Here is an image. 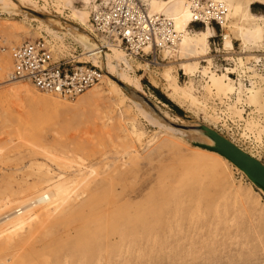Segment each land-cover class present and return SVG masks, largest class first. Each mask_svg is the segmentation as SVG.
I'll return each mask as SVG.
<instances>
[{
  "label": "rangeland",
  "instance_id": "rangeland-1",
  "mask_svg": "<svg viewBox=\"0 0 264 264\" xmlns=\"http://www.w3.org/2000/svg\"><path fill=\"white\" fill-rule=\"evenodd\" d=\"M49 8L56 9L51 5ZM250 9L259 20L264 19V2L254 1ZM57 14L70 19L68 9ZM7 16L10 15L0 10V17ZM14 16L38 27L37 39L41 35L52 37L44 27H39L37 20L21 14ZM210 21L214 33L200 65H206L210 59L212 70L218 75L230 68L227 75L233 89L226 94L216 93L215 89L208 93L200 71L189 78L178 70L180 83L190 85L191 79L193 92L206 111L179 105L161 85L152 83L146 70L136 67L130 73L139 76L141 88L136 90L137 96L124 90L123 97L122 92L101 83L106 91L95 102L85 98L90 90L75 100L52 96L47 100L50 103L36 104L28 99L18 102L6 97L5 83L0 84V204L6 200L5 196L12 199L5 209L17 204L13 200L16 196L34 194L33 186L39 183L35 163L44 162L53 171H62L67 176L73 174V168L60 169L57 161L47 158L43 146L79 154L96 169L88 176L87 188L79 190L85 189L83 197H89L96 180L107 172L114 176L98 193L96 205L98 209L109 208V214L114 212V218L110 219L113 221L107 224L100 221L99 227L91 219L84 229V223L77 217L56 225L54 233L35 232L24 248L29 257L23 264H264V192L233 163L224 167L229 174L227 184L211 163L194 158L198 142L214 143L202 129V125H207L246 152H256L255 156L264 162V102L260 107L246 100L253 83L257 85L264 80V31L260 44L243 46L235 37L232 48L224 50L221 21L218 16ZM4 26L5 21L0 19V30ZM203 26L202 18L191 23L197 30ZM20 35L23 41L36 39L26 32ZM12 41L13 46L0 41V52L8 56L12 47L23 42L16 38ZM153 55V51L148 52L137 58V63L146 59L155 66L151 62ZM157 57L159 62L168 61L162 59L160 48ZM239 58L245 62L242 68L236 65ZM30 87L37 96L46 95ZM153 88L182 112L159 99ZM54 101L59 105L53 104ZM124 103L129 106L122 120L117 110ZM230 106L240 111L241 117L229 115ZM211 114L219 116V120H212ZM249 119H254L262 129L260 147L254 146L251 136L242 137ZM133 126L143 131L140 139L131 137ZM168 138H182L184 142L176 145L169 143ZM129 142L136 149L132 154H127L128 148H124ZM85 213L92 216L93 205L86 207ZM54 217L51 221L56 220ZM120 232L124 233L121 237ZM110 238L112 243H108ZM9 255L8 250L0 252V257Z\"/></svg>",
  "mask_w": 264,
  "mask_h": 264
},
{
  "label": "bare ground",
  "instance_id": "bare-ground-1",
  "mask_svg": "<svg viewBox=\"0 0 264 264\" xmlns=\"http://www.w3.org/2000/svg\"><path fill=\"white\" fill-rule=\"evenodd\" d=\"M134 1L137 3L142 1L143 4L139 8L141 15L137 20L136 32L141 35V38L143 34L147 38V35L151 33L148 42L142 47L144 52L148 53L160 48L162 59H168V61L159 62L156 55L152 61L155 66H151L150 61L146 59H144L143 63H137L139 62L137 59L139 57L132 56L117 44L108 42L107 48L102 54L96 56V59L100 61L103 73L100 80L87 89L90 90L86 95L87 97H85L87 100L95 102L103 96L106 90L102 87L101 83L109 86L111 90L122 92L123 97L126 96L124 90L127 88L125 86L132 88L134 91L139 90L141 88L139 76L133 77L130 71L142 68L148 72V77L152 83L156 86L161 85L166 90L168 96L179 103V105H186L191 109L202 108L206 111V106L202 105V101L193 92L191 79L189 81L190 85L188 83H180L178 70H183V73L189 76V78L194 73L200 71L201 76L206 79L205 89L208 93H211L215 89L216 93L226 94L227 91L233 89V85L227 75L230 68H226L223 74L218 75L212 70V61L210 59L207 60L206 65H200V58L208 52L210 48L209 39L214 33L210 18L218 16L221 21L224 29L222 38L224 50L232 48L235 37L241 41L243 46L260 44L263 39L264 19L259 20L260 18H257L251 12L250 7L254 1L264 2V0H102V2L99 0H44L43 3H40V0H0V10L10 15L0 17V19L5 21L6 25L0 30V41L9 42L13 46L14 42L12 39L16 38L18 42L24 40L20 35L22 32L29 33L33 39L40 35L38 27H34L23 19H18L14 16L21 14L25 18L37 20L40 23L39 27H44L47 33L56 41H60L58 44L56 42V47L59 50L62 49V45L74 44L80 52L79 62H84L89 58L94 60L95 50L102 47L100 41L103 40V36L94 30L90 19L92 13L102 10L104 8H101L103 4L109 8H113V6L122 7L126 4L128 10H130L131 4ZM77 4H80V6ZM50 5L56 9L51 10L49 8ZM65 9L69 10L70 19H62L57 14V12H64ZM199 18L204 19V26L202 29L197 30L191 27V23ZM52 37L48 38L45 35H41L38 38L55 42ZM82 46L85 50H83ZM52 47V53H57V48L55 46ZM6 51L9 52L8 50ZM6 55L0 52V78L3 79L0 80V84L5 83L6 97L19 100L18 102L28 99L36 104L43 102L50 103L48 102L50 97H57L51 92L38 90L29 80L14 79L12 77V54L9 52L8 56ZM244 64L245 62L240 58L236 61V65L240 68ZM30 85L46 95L42 98L37 96L33 93ZM108 91L110 90L108 89ZM126 91L129 92L128 89ZM129 93L137 96L135 92L130 91ZM83 94L81 93L78 96ZM75 98L60 99L75 100ZM246 100L248 103L260 107L263 105L264 80L257 85L253 83V86L248 90ZM13 102L16 104V101ZM115 102L118 104L117 100ZM53 104L59 105L55 101ZM128 106L126 103L118 106L117 111L120 119L124 120L126 118L125 110ZM140 110L143 113L145 112L143 109ZM228 114L241 117L240 111H237L233 106L229 107ZM210 117L214 121L219 120V116L215 114H211ZM108 119L111 120L112 117H108ZM103 128L106 129L107 127L104 126ZM132 128L130 130L131 137L135 135L136 137L138 136L137 139H140L143 131L134 126ZM205 134L209 136L206 132ZM241 134L244 139H248L251 136L256 143H254V146L256 148L260 147L262 129L259 128L258 123L254 119H249L245 123ZM17 136L21 137L19 134ZM110 137L112 136L109 134L108 138ZM181 139L168 138L167 141L180 145L181 142H184ZM211 140L215 143L212 138ZM130 142L128 146L124 147L128 148L126 150L127 154H132V152L136 151L133 148L134 145ZM214 143L198 142L195 147L197 151L194 158L202 162L211 163L213 167L217 168L218 174L220 177L222 176L221 178L224 179L225 183L229 184L230 181H227L229 174L224 167L233 162L224 154H221V152L209 148V145ZM41 149L47 158L58 162L57 164L60 169L73 168V174L67 176L62 171H53L44 162L35 163L39 183L33 186L34 194L24 193L23 197H20V195L16 196L13 200L17 204L13 203L15 205L7 209H5V206L8 202H12V199L7 196L3 198H6V200L0 204V252L8 250L10 255L0 257V264L25 263L29 254L26 251L24 252V248L30 242L35 232L40 231L43 234L54 233L56 225L67 223L77 217L81 219L82 224L84 223V229H87V223L91 219L97 221L96 223L99 227L101 225L99 224L100 221L103 224L113 221L110 219L114 218V212L109 214V208H97V195L107 187L109 182L113 181V173L107 172L106 176L101 175L102 178L96 180V183L92 186L93 190L89 193V197L86 198L83 196L85 195L86 186L89 184L88 176L95 173L96 169L92 165L86 164L83 157L79 154L73 155L74 153L72 152H57L53 148L44 146ZM0 151H2L1 146ZM250 152L252 155L254 154L253 156L256 155V152L252 150ZM74 166L78 167L74 168ZM106 167L108 168L109 166ZM84 169H87V171L85 172ZM243 173L245 172L243 171ZM82 187H85V189L79 192ZM258 188L264 192L261 187ZM24 191L25 189L18 191L17 194ZM73 196H76V198H73ZM72 199H75V202H72ZM76 199H79V201L77 200V202ZM208 200L209 197L207 198ZM92 205L93 215L90 216L85 213V208ZM101 211H104L102 212L103 214H101ZM52 217L56 220L51 221ZM123 234L122 232L118 233L119 237L123 236ZM112 242L110 238L108 243Z\"/></svg>",
  "mask_w": 264,
  "mask_h": 264
},
{
  "label": "built area",
  "instance_id": "built-area-1",
  "mask_svg": "<svg viewBox=\"0 0 264 264\" xmlns=\"http://www.w3.org/2000/svg\"><path fill=\"white\" fill-rule=\"evenodd\" d=\"M141 4L142 1L140 3L134 1L130 10L126 4L113 8L105 7L103 4L101 8L107 9L102 8L92 13L90 19L94 30L103 36V40L100 41L102 47L95 50L94 60L89 58L79 62L80 52L76 45H62V49L59 50L56 42L46 41L44 38L23 41L12 47V77L29 80L38 90L51 92L59 98L77 97L100 80L103 70L96 56L102 54L108 42L117 44L132 56L139 58L145 56L142 47L148 42L151 33L147 38L144 34L141 38L136 32L137 20L141 15L139 11ZM52 46L58 50L56 55L52 53ZM157 51L158 49L153 50L152 60L156 57Z\"/></svg>",
  "mask_w": 264,
  "mask_h": 264
},
{
  "label": "water",
  "instance_id": "water-1",
  "mask_svg": "<svg viewBox=\"0 0 264 264\" xmlns=\"http://www.w3.org/2000/svg\"><path fill=\"white\" fill-rule=\"evenodd\" d=\"M125 86V85H124ZM129 92H135L125 86ZM126 89V90H127ZM202 129L215 141L209 148L221 152L228 157L238 168L243 170L248 178L264 190V162L246 152L240 146L219 134L215 129L202 125Z\"/></svg>",
  "mask_w": 264,
  "mask_h": 264
},
{
  "label": "trees",
  "instance_id": "trees-1",
  "mask_svg": "<svg viewBox=\"0 0 264 264\" xmlns=\"http://www.w3.org/2000/svg\"><path fill=\"white\" fill-rule=\"evenodd\" d=\"M154 93L158 96L159 99H161L163 102L168 103L171 105V107L177 109L180 113L182 112L178 106L172 102L169 98H167L164 94H162L158 89L153 88Z\"/></svg>",
  "mask_w": 264,
  "mask_h": 264
}]
</instances>
